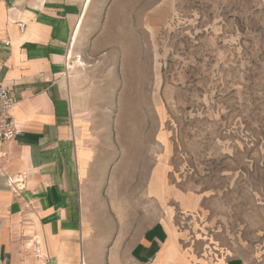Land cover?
<instances>
[{
	"label": "rangeland",
	"instance_id": "obj_1",
	"mask_svg": "<svg viewBox=\"0 0 264 264\" xmlns=\"http://www.w3.org/2000/svg\"><path fill=\"white\" fill-rule=\"evenodd\" d=\"M88 15L66 87L94 150L92 264H135L107 216L135 237L168 219L196 261L264 264V0H92Z\"/></svg>",
	"mask_w": 264,
	"mask_h": 264
},
{
	"label": "crops",
	"instance_id": "obj_2",
	"mask_svg": "<svg viewBox=\"0 0 264 264\" xmlns=\"http://www.w3.org/2000/svg\"><path fill=\"white\" fill-rule=\"evenodd\" d=\"M84 3L0 0V83L11 90L18 129L0 156V264H81L83 258L92 264L101 253L100 207L91 190L94 150L78 138L81 126L66 87L73 35L79 28L77 43L92 32L91 3L85 12ZM163 192L185 212L193 208L189 198H197ZM102 224L129 227L107 240L127 242L135 264H240L196 261L168 219L160 217L138 237L131 236L129 221L107 216ZM110 252L115 257V247Z\"/></svg>",
	"mask_w": 264,
	"mask_h": 264
},
{
	"label": "built area",
	"instance_id": "obj_3",
	"mask_svg": "<svg viewBox=\"0 0 264 264\" xmlns=\"http://www.w3.org/2000/svg\"><path fill=\"white\" fill-rule=\"evenodd\" d=\"M14 105L15 101L11 96V90L3 83H0V156L3 145L15 139L18 134V129L12 116Z\"/></svg>",
	"mask_w": 264,
	"mask_h": 264
},
{
	"label": "bare ground",
	"instance_id": "obj_4",
	"mask_svg": "<svg viewBox=\"0 0 264 264\" xmlns=\"http://www.w3.org/2000/svg\"><path fill=\"white\" fill-rule=\"evenodd\" d=\"M91 1L92 0H85V3H84V12L88 9V7H89V5H90V3H91ZM85 16V15H84ZM81 31V30H80ZM78 35H79V28L77 29V31L74 33V35H73V39H72V50L74 49L75 50V48H73L74 47V45L76 44V41H77V38H78ZM75 52V51H74ZM73 52V53H74ZM72 53V52H71ZM68 56V55H67ZM70 56V55H69ZM69 58V57H68ZM67 59V58H66ZM68 60V59H67ZM80 61V60H79ZM70 63V62H69ZM79 63V62H78ZM82 63V62H81ZM80 63V64H81ZM83 64V63H82ZM85 66V65H84ZM72 69H73V67H71ZM188 202L191 204V201L190 200H188Z\"/></svg>",
	"mask_w": 264,
	"mask_h": 264
}]
</instances>
